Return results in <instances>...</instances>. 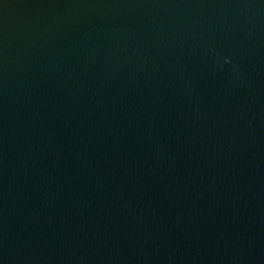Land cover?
<instances>
[{
	"label": "water",
	"instance_id": "1",
	"mask_svg": "<svg viewBox=\"0 0 264 264\" xmlns=\"http://www.w3.org/2000/svg\"><path fill=\"white\" fill-rule=\"evenodd\" d=\"M0 264H264V0H0Z\"/></svg>",
	"mask_w": 264,
	"mask_h": 264
}]
</instances>
